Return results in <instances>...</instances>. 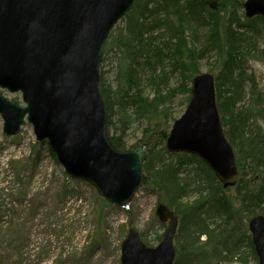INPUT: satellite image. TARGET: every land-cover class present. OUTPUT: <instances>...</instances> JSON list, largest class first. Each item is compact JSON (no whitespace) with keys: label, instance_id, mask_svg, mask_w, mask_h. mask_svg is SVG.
<instances>
[{"label":"trees","instance_id":"1","mask_svg":"<svg viewBox=\"0 0 264 264\" xmlns=\"http://www.w3.org/2000/svg\"><path fill=\"white\" fill-rule=\"evenodd\" d=\"M244 1L221 0L218 9L211 10L201 0H136L123 18V26L112 31L105 45L100 87L107 106L110 137L119 149H130L139 143L148 146L144 163L148 177L145 188L157 193L158 203L166 204L180 219L176 235L178 254L174 264H227L232 263L231 258L243 264L249 261L258 264L245 219L264 215V131L257 125L251 130L252 124L239 122L245 133L235 138L231 120L221 112L227 136L237 154L240 176L236 184L246 186L249 192L238 198L225 194L223 184L202 159L190 154H172L164 145L167 138L164 124L170 118L171 103L179 94H186L189 101L192 80L201 73L199 64L208 52H217V85L220 80H229L231 100L234 105L239 103L236 121L237 118L242 121V118L260 116L264 125L263 100L259 109L242 106L246 95L245 80L252 81L254 97L263 98L264 95L254 76L248 75L246 69L250 58L264 60V50L253 49L255 40L259 46L264 45V19L246 17ZM205 28L209 30L206 35L202 32ZM181 32L187 35L185 39ZM202 41L203 46H199L198 51L196 46ZM110 52L112 59L118 61L112 80L103 70ZM140 70L149 72L145 80L142 75L140 79L144 83L148 79L154 86L153 96L144 95V89L136 84L135 76ZM176 73L182 82H176ZM217 90L218 107L222 111L220 87ZM113 116L119 127L112 120ZM142 121L145 127H142ZM134 124H139L137 130L142 135L136 144L129 146L132 138L128 131ZM47 150L57 162L52 149L47 146ZM10 163H14L16 179L24 186L27 166L28 170L35 167V160L24 166L20 162ZM247 168L253 175L246 173L249 176L245 178ZM185 172L187 175L183 177ZM66 186L64 196L67 195ZM99 199L108 205L107 201ZM3 203L1 198L0 206ZM126 207L129 210L130 204ZM103 219L101 211L98 222ZM160 225L163 227L162 223Z\"/></svg>","mask_w":264,"mask_h":264},{"label":"water","instance_id":"2","mask_svg":"<svg viewBox=\"0 0 264 264\" xmlns=\"http://www.w3.org/2000/svg\"><path fill=\"white\" fill-rule=\"evenodd\" d=\"M202 1L217 9L221 0ZM134 2L0 0V87L21 91L27 104L0 92L5 133L18 134L28 115L37 139L48 140L69 175L121 207L147 182V147L122 151L111 141L100 65L110 32ZM244 7L249 17L264 16V0H247ZM167 148L201 156L226 186L235 184L236 156L221 123L212 74L195 77L191 102L175 121ZM157 215L169 221L163 240L149 247L131 228L122 243L123 264H173L178 216L162 203ZM249 226L264 264V216Z\"/></svg>","mask_w":264,"mask_h":264},{"label":"rangeland","instance_id":"3","mask_svg":"<svg viewBox=\"0 0 264 264\" xmlns=\"http://www.w3.org/2000/svg\"><path fill=\"white\" fill-rule=\"evenodd\" d=\"M120 26H123V20L117 25L118 28ZM202 32L206 35L209 30L205 28ZM180 34L185 35L184 39L187 36L183 32ZM203 43L202 41L196 46L198 51H200L198 47L203 46ZM260 46L255 40L253 49L261 50ZM112 56L110 52L103 68L107 73L106 77L110 80L114 78L118 65V61H114ZM204 57L199 64L201 73L216 75L219 70L215 66L218 61L217 52H208ZM246 69L248 75L256 79L257 86L264 91V62L259 58H250ZM148 73L140 70L135 80L136 84L144 89V95L153 96L154 86L148 79L145 83L140 79L142 75L145 80ZM176 77L177 83L183 81L182 78H178L177 73ZM140 81L143 82L141 85H139ZM228 81L223 79L218 85L216 83V94L219 93L217 87H220L223 100L220 115L222 116V112L231 120L234 137H241L245 133L239 122L252 124L251 130L257 125L264 131L260 116L242 118V121L237 118L236 121L235 115L240 110V106L238 102L234 105L231 100ZM244 91L246 95L242 90L240 94L245 97L242 106H251L247 109H259L263 106L261 102L263 100L264 103V95L263 98L254 97L256 95L252 93L254 89L250 79L244 81ZM5 94L9 98L22 99L20 93L5 91ZM186 97V94H179L173 99L170 118L164 124L167 134L175 119H180L186 112L189 103ZM252 101L257 103L249 104ZM116 109L117 106L114 107V111ZM246 113L247 111L245 115ZM112 120L119 127L115 116ZM142 123V127H145V123L143 121ZM138 126L139 124H134L128 131V136L132 138L128 142L129 146L140 140L142 132L137 130ZM28 160H30L29 164L35 160L36 165L30 170L27 166L24 186H21L12 167L14 163L10 165V162H20L24 166L28 164ZM250 171L245 170V178L249 174L253 175ZM185 175L187 172L182 174L183 177ZM64 185H67L68 189L65 196ZM223 187L227 191L225 194L232 198L249 194L246 186H238L236 183ZM222 195L220 199L223 201ZM99 197L101 196L97 190L89 183L72 179L66 174L62 165L50 156L46 144L36 139L31 124H26L18 135L8 137L4 133V120L0 115V199L4 201L0 206V264H121L122 243L130 228L136 229L140 235H143L141 234L143 232V236H146L145 238L149 240L148 244L152 247L160 243L161 240L157 237L166 234L169 223L161 227L156 213L158 195L148 188L143 187L137 192L129 210L111 203L105 205ZM101 211L104 213V219L99 223ZM250 219L247 216L245 222L248 223ZM84 253L88 254L84 255ZM231 259L232 263H226L243 264L235 258ZM248 264L254 262L249 261Z\"/></svg>","mask_w":264,"mask_h":264},{"label":"flooded vegetation","instance_id":"4","mask_svg":"<svg viewBox=\"0 0 264 264\" xmlns=\"http://www.w3.org/2000/svg\"><path fill=\"white\" fill-rule=\"evenodd\" d=\"M257 16L259 17L260 15H257ZM262 50H264V46L261 48V51H262Z\"/></svg>","mask_w":264,"mask_h":264},{"label":"bare ground","instance_id":"5","mask_svg":"<svg viewBox=\"0 0 264 264\" xmlns=\"http://www.w3.org/2000/svg\"><path fill=\"white\" fill-rule=\"evenodd\" d=\"M248 70V69H247Z\"/></svg>","mask_w":264,"mask_h":264}]
</instances>
